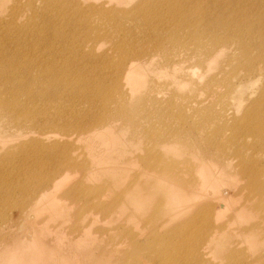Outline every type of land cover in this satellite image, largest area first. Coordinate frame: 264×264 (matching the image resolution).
<instances>
[{
    "label": "rangeland",
    "instance_id": "374dc122",
    "mask_svg": "<svg viewBox=\"0 0 264 264\" xmlns=\"http://www.w3.org/2000/svg\"><path fill=\"white\" fill-rule=\"evenodd\" d=\"M117 1V20H113L111 17L104 19L102 32L106 33L107 31L111 37L113 35V40L119 42L128 35L132 42L154 50L151 52L154 54H150L152 58L150 57L148 62H154L156 65L150 67L143 64L142 69L139 70L143 85L141 88H135L137 96L134 98L127 95L128 85L122 78L121 89L128 102H120L125 112L121 113L120 121L112 122L113 124L107 128L94 130L85 138L83 136L78 137V130L74 128L68 138L72 141L70 146L74 143L75 148L73 150L80 152L82 154L80 159L85 160L89 165L91 182L83 179L85 183L91 186H102L109 183V179L113 175L119 179L114 191L116 192L117 189L123 191L125 189L123 180L127 178V182L130 175L136 172L145 179L142 193L133 192L129 198L122 197L120 199L119 212L125 214V220L119 219V212L112 214L110 218L109 212L106 213L99 206L97 198L92 196L63 197L64 195H59V193L58 197L50 201H54L55 207L64 205L62 215L58 214V209L51 212L43 210L44 215L42 216L43 211L39 214L42 217L35 218L34 215H31V218H35L41 224H46L52 230L59 227L70 238L77 237L81 231L90 228L91 236L94 238L93 248L97 255L95 257L102 264H129L132 259L135 263L152 264L143 259L146 251L142 252L141 257L135 256L133 258L131 254H133L134 243L127 239L123 241L120 236L125 228L132 233H139L141 236L138 239H141L151 230L149 222L153 221L159 223L162 226L159 231L165 233L175 224L185 222L192 213V210L185 211L180 207L190 208L203 202L213 203V213L218 212L217 215H220L218 222L227 225L225 231L227 235L235 234L240 227L255 220V217L243 220H232L231 218L233 208L238 207V204L242 202L240 196L247 193V179L239 173L240 166L237 164L239 158L236 155V147L228 139L232 135L231 130L228 129V123L240 117L245 107L259 99L264 87V77L255 71L245 69L243 63L237 59L236 53L238 52L234 50L236 48L234 42L230 49L221 53L219 60L205 58V63L199 67L194 57L190 59L188 52L194 47L192 43H197L202 45L200 48L197 47V50H200L203 55L207 46V44L203 46V43H210V40L209 36L201 31L200 35L203 36L198 38L197 42L190 36L192 35L191 30H188L190 27H181V33L175 39L176 41L181 40L182 44L188 43L184 47L183 55L180 56L176 52L171 54L176 64H166V56L164 57L163 53L172 50L171 41H174L169 38L171 36H168L170 29L168 30L165 26L162 27L163 32L159 35V43L163 47L159 51L155 50V40L148 27L142 26L143 23L140 19L132 16L130 12H119V10L132 9L140 0ZM226 1L229 2V6L236 5L231 0ZM85 2H104V7H109L107 0H85ZM257 2L259 3V11H262L264 17V1L258 0ZM62 4L63 7L60 10L52 6L46 7L44 3H41V0H0V69L9 56L15 61L17 54L24 53L26 57L17 63V66L30 64L34 69H43L48 66L57 77L61 78L57 86L64 81L69 83L67 85L68 92H75L76 85L70 83L68 79L71 76H80L83 81H87V84L94 83L100 77L105 85L111 84L112 70L110 67L101 65L102 62L98 57L101 53L108 52L114 58L115 53L110 50L109 42H83L73 40L69 36L66 41L68 48L64 46L65 40L61 46L55 45V49L49 48L47 41L45 43L46 38L52 36V30L45 29L46 32H44L43 24H48L50 21L52 27L63 30L62 22L70 18L72 2ZM34 10L37 15L32 18ZM198 15V13L191 14L190 18L194 19ZM193 25L198 29L200 28L197 24ZM119 27L120 29H118ZM69 33L70 31L67 29L58 35L64 36ZM40 36L45 37V40L38 44L35 41ZM92 53L97 57H90ZM93 64L101 70L96 73H87V67ZM258 64L263 65V63ZM3 71L5 73L10 72L9 69ZM30 79L31 77L26 78L27 81L32 82ZM44 81H48V79L44 78ZM36 84L35 86L32 85L38 87L42 83ZM155 92L164 99L162 103L170 105L169 110L174 117L170 125H166L160 115L155 112L156 107L152 101ZM0 95H2L1 92ZM74 101L77 107L81 109L76 111V114L83 115L89 109V105L84 102L82 96L76 97ZM47 106L50 111L48 118H56L55 113L57 111L52 109V104L48 103ZM109 106L113 107L115 103L113 102ZM198 107H204L205 112L201 113L203 110L195 111ZM4 114L0 111V156H5L8 150H12L11 154L15 161L22 158L24 162L18 164L20 165L18 167L19 177L22 178L21 184L18 181L9 180L10 176H6V180H2L1 174L9 169L10 164L8 162L0 163V237L5 236L4 239H0V264H66L51 259L48 252L43 253V256L40 257L37 254L38 243L28 238V232L24 235L25 228L30 227L31 224L29 221H25L23 216L30 207L33 198H30L28 193H24L23 184L28 185L29 183L22 174L25 170L43 171L47 174L51 170V163L54 160L47 152L43 153L40 150H25L23 152L14 150L13 148L18 143L28 140L33 134H24L23 131L27 132L28 130L18 124H13L11 119ZM206 114H209L208 123L203 130H198L196 125L207 118ZM64 115L70 119L73 114L69 109H65ZM182 115L186 116V119H181ZM231 116L233 117L231 118ZM216 129L219 132H215ZM53 131L55 130L50 132ZM171 132L172 134L169 135ZM163 135L168 136L167 141L170 148H167L169 149H162L158 144L162 138L160 136ZM210 139L214 140L218 149H214L212 145L209 146L208 141ZM247 139L251 138L248 137ZM255 139L253 137L252 141ZM52 140H56L58 143H67L66 136L60 133L59 135L55 133L46 138V143H51ZM147 148L152 149L157 155L158 162L162 157L160 165L169 174L155 173L145 170L141 166H131L129 163L132 157H129L127 161L121 157L122 154H141ZM206 148L211 149L214 157L222 156L220 158L222 163L218 161L215 164L218 168H212L214 173L219 175V171L228 172V169L225 168L226 164L233 167L229 169L232 173L226 177L227 183L221 186L222 193L218 192L223 199L208 197L207 199L194 200L187 193L178 192L181 185L176 182L177 172L182 170L184 176L189 178L190 171L198 170ZM249 150L246 149L245 153L250 154L252 151ZM70 155H72V151ZM37 157L46 162L45 166L32 163V160ZM172 164L175 166L171 168ZM81 177L77 171L69 172V177L64 179L66 184L61 188H68L80 181ZM222 177L224 178V176ZM259 178L264 181V174H260ZM194 179L196 178L194 177ZM18 183L21 186L18 187ZM240 187L241 191L235 195L236 190ZM137 188L140 190L139 186ZM60 191L62 190L58 192ZM231 195L233 199L230 200ZM138 198L140 199L137 200ZM104 199L107 201L105 196ZM234 203L236 205H233ZM165 214L169 215L166 216L169 218V222H163L162 219ZM24 221L25 223L22 225ZM9 228L11 229L10 232ZM18 235L25 236L26 240H21ZM92 237H87L88 245L91 243ZM145 239L146 237L143 240ZM245 244L246 242L242 243V246L238 248L243 252L237 250V256L241 257L243 253L246 254L245 247L247 245ZM104 248L111 250L110 256L100 254L101 249ZM124 253H128L129 258L123 260ZM218 254V248L214 249L209 255L210 261L202 264H212L213 262L224 264L225 260H222ZM87 264L89 263L87 262ZM198 264L201 262L199 261Z\"/></svg>",
    "mask_w": 264,
    "mask_h": 264
},
{
    "label": "bare ground",
    "instance_id": "6f19581e",
    "mask_svg": "<svg viewBox=\"0 0 264 264\" xmlns=\"http://www.w3.org/2000/svg\"><path fill=\"white\" fill-rule=\"evenodd\" d=\"M225 1L140 0L132 9L119 10V12H130L132 16L140 19L143 23L142 26L146 25L145 27H148L155 40V50L159 51L163 47L159 43V35L163 32L162 27L165 26L168 30L170 29L168 36H171L169 38L174 40H170L172 50L163 53L164 57L166 56L165 63L168 65L176 64L171 54L176 52L180 56L183 55L184 47L188 44H182L181 40H175L181 33L180 28L190 27L188 29L191 30L192 35L190 36L197 42L198 38L200 39L203 36L200 35L202 32L207 34L210 40V43H203V46L207 44L205 47L206 53L204 52L203 55L200 50H197V47L200 48L202 45L197 43H192L194 47L188 52L190 59L194 57L199 67L205 63V58L219 60L221 53L230 49L234 42L236 44L234 50L238 52L236 53L237 59L243 63L245 69L255 71L264 77V17L262 11H259L258 0H231L232 3H236L234 6H229V2ZM65 2H72L70 18L62 22L63 30L68 29L70 33L59 36L58 33L63 30L52 27L51 22L48 21V24H43V31L52 30V36L45 40L42 35L35 42L39 44L45 40V43L47 41L50 46L48 47L51 49H55L54 46L57 44L61 46L63 40H65V48H68L66 41L69 36L73 40L83 42H109L110 50L115 53L114 58L108 52H103L98 57L102 62L101 65L111 68L112 83L105 85L103 80L98 77L94 83L87 84V81H83L80 76H71L68 79L70 83L76 85L75 92H68L67 85L69 83L64 81L57 86L61 78L57 77L48 66L43 69H34L30 64L17 66V63H20L26 57L24 53L17 54L15 61L9 56L0 69V92L2 93L0 95V111L9 117L13 124L26 128L28 131H23L24 134H33L28 140L18 143L13 148L14 150L21 152L40 150L43 153L47 152L54 160L51 163L52 168L47 174L35 170H25L22 174L29 183L28 185L23 184L24 193H28V196L33 198L30 207L24 212L23 216V219L31 224L30 227L25 228L24 235L28 232V238L38 243L37 254L40 257L43 256V253L48 252L49 257L56 262L102 264L95 257L97 255L93 248L94 238L91 236L90 228L81 231V234L77 237L70 238L59 227L52 230L46 224L37 222L35 218L41 216L39 214L43 210L51 212L58 209V214H63L64 205L55 207L54 201H50L58 197V193L59 195L63 194V197L92 196L97 198L99 206L106 213L109 212L110 218L112 214L119 212L122 197L129 198L133 192L142 193L145 179L136 172L130 175L127 182V178L123 180L125 185L123 191L119 189L116 192L114 191L119 179L113 175L109 179V183L102 186H91L85 183L83 179H86L89 183L91 182L89 165L85 160L80 159V155H82L80 152L73 150L75 148L74 143L70 146L72 141L68 136L72 129L77 128V136L85 138L94 130L107 128L113 124L112 122L120 121L121 113H125L120 102H128L121 89L122 78L128 85L127 95L134 98L137 96L135 88H141L143 85L139 70L142 69L143 64L152 67L156 63L148 62L151 57L150 54H154L151 53L154 50L132 42L128 35L119 42L113 40V35L111 37V34L107 31L106 33L102 32L104 19L111 17V19L117 20V0H107L109 2L107 8L104 7V2L41 0V3H44L46 7L52 6L58 9L62 8V3ZM194 13L199 15L194 19L190 18V15ZM36 15L37 13L34 10L32 18ZM193 24H197L200 28L198 29ZM252 49H255V51H252ZM90 57L97 56L92 53ZM258 63H263V65ZM9 66H12V68H9ZM5 69H9L10 72L5 73L3 71ZM100 70L98 66L93 64L87 67L86 72L91 74ZM27 77H31L32 82L27 81ZM44 78H47L48 81H44ZM38 82L42 84L34 87ZM117 95L118 98H116ZM78 96H82L84 102L89 105V109L83 115L76 114V111L81 110L74 101ZM152 97L153 104L156 107L155 112L160 115L166 125H170L171 120L174 118L169 110L170 105L162 103L164 99L156 92ZM113 102L115 106L110 107L109 105ZM48 103L52 104V109L57 111L55 113L56 118H48L50 114ZM65 109L72 112V118L65 117ZM203 109L204 107H198L195 111L199 112ZM204 112L203 110L201 113ZM206 116L207 118L196 125L198 130H203L208 123L209 114H206ZM181 119H186V116L182 115ZM228 124V129L232 133L228 139L236 147V155L239 158L237 164L240 166L239 173L247 179V193L240 196L242 202L238 204V207L233 208L231 218L232 220H243L255 217V220L246 226L240 227L235 234L227 235L225 234L227 225L218 222L220 215H217L218 212L213 213L212 202H203L190 208L180 207L185 211L192 210V213L185 222L175 224L168 232L161 233L159 230L162 226L153 221L149 222L151 230L141 239H138L141 236L139 233H132L127 228L123 230V233L120 234L123 241L127 239L129 242L134 243L133 254H131L133 258L135 256L141 257L142 252L146 251L143 259L152 264H198L199 261L202 264L210 261L209 255L214 249L218 248V255L222 260H225L224 264H264V181L259 178L260 174H264V87L259 99L245 107L240 117L233 119ZM51 130L55 131L50 132ZM58 132L66 136L67 143H58L56 140L46 143V138L53 136L55 133L59 135ZM215 132H219V130L216 129ZM171 134L172 132L169 135ZM160 137L162 138L158 143L159 146L162 149H169L168 136L163 135ZM248 137L251 139H247ZM253 137L256 138L254 141H252ZM208 143L210 147L212 145L214 149H218L213 139H210ZM246 149H250L252 152L246 154ZM71 151L72 155H70ZM12 152V150H8L5 156H0V163L8 162L10 164L9 169L1 174L2 180H6L5 177L10 176L9 180L18 181L21 184L22 178L19 177L18 167L20 165L18 164L23 163L24 159L21 158L15 161ZM121 157L125 161L132 157L129 163L131 166H141L148 171L169 174L160 165L162 157L158 162L157 155L150 148H147L141 154H122ZM220 158H222L221 155L214 157L211 149L206 148L198 170L190 171L189 178L184 176L182 170L177 172L176 182L181 185L178 192H185L194 200L207 199L208 197L223 199L218 192H221V186L227 183L226 177L230 176L232 171H229V169L233 167L226 164L225 168L228 169V172L219 171V175L214 173L212 168H218L215 164L220 161ZM32 163L41 166L46 164L39 157L32 160ZM220 163L222 162L220 161ZM174 166L172 164L171 168ZM71 171L79 172L82 177L80 181L75 182L66 189H62L61 187L66 184L64 179L69 177ZM19 183L18 187L21 186ZM137 186L140 187V190ZM59 190L62 191L58 192ZM240 191L241 187L236 190L235 195ZM232 197L231 195L230 200L233 199ZM233 205H236V203ZM31 215H34L35 218H31ZM124 215L119 212V219L125 220ZM121 216L123 218H120ZM166 216L169 215L165 214L162 219L163 222H169V218H166ZM224 236L226 237L224 238ZM18 237L21 240H26L25 236L18 235ZM87 237H92L89 245ZM145 237L146 239L143 240ZM2 238L4 239L5 236L0 237V239ZM245 242V245H247L245 247L246 254L243 253L241 257L237 256L238 248ZM101 250L100 254L102 256H110V249L104 248ZM3 253L6 254V252ZM128 255V253H124L122 259L129 258ZM129 264L140 263H135L132 259ZM212 264L218 263L213 262Z\"/></svg>",
    "mask_w": 264,
    "mask_h": 264
}]
</instances>
